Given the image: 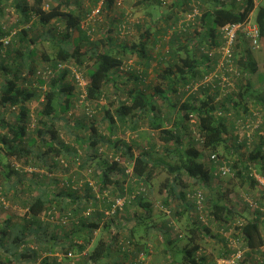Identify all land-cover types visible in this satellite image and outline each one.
<instances>
[{
	"label": "trees",
	"instance_id": "16d2710c",
	"mask_svg": "<svg viewBox=\"0 0 264 264\" xmlns=\"http://www.w3.org/2000/svg\"><path fill=\"white\" fill-rule=\"evenodd\" d=\"M6 1L0 0V16ZM117 1L105 0V7L111 3L117 4ZM145 1L151 0H139L140 3ZM202 1L208 4V9L194 17L200 20V28L195 20L193 24L189 22V26L183 23L184 16L191 11L182 17L178 25L169 17L161 16L164 27L158 28L151 36L155 44L166 42V55L171 61L167 68L160 69L159 65L152 67L154 56L147 51L146 40L153 27L151 25L138 33L137 42L133 41L130 45L112 44L105 51L98 52L93 48L95 43L91 40V28L81 26L82 18L69 9L68 0L59 1L48 9L43 7V0H33L31 4L25 0H13L12 7L19 12L22 23H29L35 17L36 23L33 25L40 26L41 31L36 30L33 38H30L31 45L28 43L29 46L27 44L22 51L15 49L14 42L10 44L9 39H3L9 33L0 28V49L9 48L4 56L0 52V73L4 77L0 85V195H8V198L13 192L15 197H22L21 203L25 209L24 216L12 226H9V219L0 225V250L6 262H16L21 257L36 258L39 252H48L49 255L62 254L64 257L83 253V259L75 264H118L112 260V251L116 249L122 260L126 259V255L132 257L133 254L136 264H144L141 258L148 259L150 256L168 264H207L201 248L207 241H213V248L219 246L216 259L211 260L216 264L218 259L231 256L234 249L228 245L231 239H236L250 249L244 252L245 260L239 264L252 261V254L261 257V264H264V248H261L264 237L260 230V223L264 221L262 203L253 199L256 208L249 220L228 204L236 188V180L240 185L257 188V182L247 175L249 162L264 177L263 137L258 139L245 160L238 154L232 160V157L217 152L223 146L228 155H234L239 146L245 144L235 136L232 137L233 142H228V131L233 132L236 121L255 108L253 106L259 101V96H264L260 89H253L250 78L258 69L250 50L252 46L244 35H237L233 52L238 74L224 72L233 80L234 86L222 102L215 101L220 90L217 85L221 80L213 79L208 83L209 77L218 73L220 54L217 49L224 43L221 28L251 19L256 8L259 44L262 42L264 49V5L255 6L254 0H199V9L202 8ZM160 5L165 4L155 0L152 8ZM102 6L103 3L99 13ZM153 15L154 12L148 14L149 22L161 25L159 15L156 18ZM129 18L130 15H125L118 23L116 32L119 35L126 23L129 24ZM53 22L58 26L53 25L51 31L49 26ZM61 24L64 25L63 30L59 29ZM73 31L78 32L74 39L71 37ZM21 32L19 42L24 44L27 42L24 39L27 31ZM11 33L10 37H13ZM168 35L173 36L167 40ZM179 35H194L195 39L181 41ZM107 41L111 44L113 40L107 37ZM37 42H48L53 47V54L41 55L45 65L33 69L29 58L34 55ZM126 54L139 58L133 67L125 65ZM88 59L93 63L84 69ZM16 60L17 65L9 66L10 62ZM161 60L162 57L158 63ZM124 66L129 68L128 76L121 73ZM150 68L157 71L156 76L160 79V83L154 87L147 83ZM36 74L39 75L38 86L27 88L26 83H30ZM76 74L84 80V87L77 81ZM68 75L71 76L72 85L66 82ZM195 84H201L196 91L192 89ZM110 85L115 90L111 99L106 91ZM74 98L80 107L84 106L91 118L96 112L91 109V104L100 106V100L108 98L107 104L100 106V121L88 126L79 119L70 120L67 113L72 108ZM158 100L161 102L158 103ZM35 101L41 107L36 109L32 122L27 103ZM259 102L257 104L264 106L262 101ZM165 105L168 111L163 115L160 109ZM15 109L17 112L10 118L9 114ZM169 117L173 119L172 126L165 129L163 124L170 121ZM146 121L152 131L159 132L164 146V153L158 162L152 157L153 152L160 153L156 141L149 142L143 151L134 156L133 140L115 139L116 133L136 131L139 124ZM103 122L106 123L108 137L97 131L98 125ZM63 128L70 142L78 143V147L62 139ZM76 129H89L92 133L89 137H83L75 133ZM104 144L107 145L105 152L101 149ZM198 144H201V149L196 147ZM177 150L175 157L173 153ZM204 152L209 154L203 159ZM212 155L216 157L211 158ZM12 158L35 170H46L50 175L57 171L64 176L62 179L47 178L37 172L30 175L25 172L20 178L18 167L10 162ZM221 158L235 161L231 165V176L218 173ZM206 161L211 163L209 168L205 167ZM76 162L89 173L91 179L81 173L79 178L75 177L74 174L78 175L79 171L65 175L71 164ZM159 164L167 165V171L174 177L170 180L166 178L159 184L162 205L158 206V213H154L155 207L148 196L154 186V172ZM180 172L201 186L188 194L200 192L203 208L198 209L194 197H187L184 206L185 210H191L194 220H190L192 216H185V211L179 208L176 212L167 209L170 198L175 195L176 184L180 182ZM213 179L230 181L232 186L217 183L212 194L206 196L202 187L213 188ZM257 191V197L264 196V191L259 188ZM185 196V191L178 192V198ZM168 216L172 218L171 222L167 221ZM60 220L73 224L74 228L66 235L70 239L55 242L52 235L49 244L43 241V233L49 226L47 223L57 222L54 225L62 226L58 223ZM238 221H241V226L235 225ZM224 226H232L233 232L222 233ZM104 232H108V237L103 235ZM9 238H12L13 245L8 248L3 242L9 241ZM30 243L35 247L27 246ZM16 251L19 253L16 254ZM49 255L42 259V264H50L47 262L49 259L56 264V258ZM25 262H28L27 259ZM0 264H4L1 258Z\"/></svg>",
	"mask_w": 264,
	"mask_h": 264
},
{
	"label": "rangeland",
	"instance_id": "374dc122",
	"mask_svg": "<svg viewBox=\"0 0 264 264\" xmlns=\"http://www.w3.org/2000/svg\"><path fill=\"white\" fill-rule=\"evenodd\" d=\"M59 1H64V0H43V7L45 9H48L49 7L55 6ZM69 1V9H73L75 11L76 14H78L82 20H81V26L85 29H87V27L89 26L92 30V37L91 40L93 43H95L94 47L95 49H97L98 52H103L106 49H108L109 47L112 46V44L118 45L120 43H125L127 45H130V43L137 42V36L138 33H140L142 30H144V28L147 27V25H151L153 27L150 28L151 32L150 35L148 36V40H146V45H147V51H149L150 54H152L154 57L153 59L155 60L154 62H152V67H158V65L161 67L160 69H165L167 68L171 61V59H169L166 55L167 50H168V45L166 44V42H164V44L162 43H157L155 44L153 41V33L158 29V28H163L164 27V23L162 22L163 19H161V16L163 15L164 17L167 16L169 17L171 20L175 22V24H177L178 22H180V20L182 19V17L191 9V7L193 8L195 6L194 3H188V0H166V4L165 5H160V7L156 8H152V3L155 0H151V1H145L143 3H140L139 0H118L116 3L117 4H113L111 3L108 7H105V0H98L97 3H93L95 0H68ZM12 2L13 0H7L6 2H4L3 7H4V11L3 14L0 16V28H2L4 31H8V35H6L5 38L3 39H9L10 40V44L12 42L15 43V49H22V51H24V47L27 46L28 43H32V40L30 38H33V34L36 32V30L41 31L40 26H35L33 25L34 22L36 21L35 17H32L29 23H22L21 19H20V14L19 12L15 11L12 7ZM25 2L31 4L33 2V0H25ZM76 2V4L74 3ZM100 3H103L102 6V10L101 13H97L94 16H92V11H94ZM201 3V2H200ZM260 5H264V0H256L255 1V6H260ZM199 7V6H198ZM202 9V10H201ZM199 9V14H201L202 12H204V10L206 11L208 9V4L205 1H202V8ZM201 10V11H200ZM154 12L153 18H156L158 15V18L160 20L161 25H153L151 22H149V13ZM88 13V14H87ZM256 14H257V8L252 12L251 14V21L255 22V18H256ZM87 15V17H86ZM125 15H130L131 18H129V24L126 23V26H124V28L122 29L121 35H119L116 32V27L118 25V23L123 19V17ZM181 15V17H180ZM180 17V18H179ZM195 24L197 26L198 24V28H200V20L199 19H195ZM36 23V22H35ZM53 25H57L56 22H53L49 28L51 29V31H53ZM178 25V24H177ZM35 26V27H34ZM58 26V25H57ZM195 26V27H196ZM60 30H63L64 25L61 24L59 26ZM48 28V29H49ZM26 30L27 31V35H25L24 39L27 42L20 43L19 42V38L22 35H19V33H22L21 31ZM11 32H16V34L13 37H10V33ZM78 36V32L77 31H73L71 37L72 39L76 38ZM170 35H168L166 37V39L168 40V37ZM173 36V35H172ZM170 36V37H172ZM59 37V36H58ZM107 37H109L112 41L111 44H109V42L107 41ZM195 39L194 35H179V40L181 41H186L187 39L191 40V39ZM28 39V40H27ZM30 39V40H29ZM262 43V42H261ZM259 44V47L256 49H251V52L253 53V57L254 60L256 61L257 65L260 67V69L264 70V49H263V44ZM77 45H81V44H77ZM29 46V44H28ZM83 46V45H82ZM53 48V47H52ZM51 46L49 45L48 42H37V45H35V49H34V55L30 56L29 60H30V65L33 67V69L37 68L40 69L42 68L45 63L41 57V55L46 54V55H51L53 54ZM82 48V47H81ZM89 48V47H88ZM9 48H5V49H0L1 55H6L7 50ZM85 50V48H82ZM81 49V50H82ZM13 52H11L12 54ZM160 57H162V60L160 63H158V61H160ZM139 58H134L132 54H126L125 55V65L128 67H133L134 63L137 62ZM15 60V59H14ZM10 61V59L8 60ZM18 60H16L15 62H10L9 66L14 67L15 65H17ZM93 63V60L88 59L86 61V63H84V69H87L88 66H90ZM126 66H124V68L121 70V73H124L125 76H128L129 74V68H127ZM83 69V70H84ZM157 72V71H156ZM156 72L154 71V68L151 70V68L149 69V75L147 77V83L150 84L152 87L156 86L159 82L160 79H158V77L156 76ZM256 74H253V76L250 78L252 80L253 83L257 82V78H256ZM38 74L32 76L31 82L30 83H26V87L29 88L30 86H33L36 88L37 85V76ZM4 80L3 75L0 73V85L2 84ZM261 80H263L264 83V79L262 78ZM66 82L70 85L73 84L71 76L68 75ZM165 86V85H164ZM75 88V86H73ZM122 87V86H121ZM125 87V86H124ZM107 91V95L108 97L113 96L114 94V89L112 88V85H110L109 87H107L106 89ZM173 98V96H172ZM107 99H102L100 100V106L107 104ZM174 99V98H173ZM176 100V99H174ZM184 101V98L181 99V102ZM161 101L158 100V103H160ZM72 108L69 110V112L67 113V116L70 120H75V119H79L80 121L84 122L86 125L90 126L92 123H97L98 120L100 121L101 116H102V112L100 111V106H94V104H91V109L93 108L96 112L94 114V118H91L87 112L86 109L84 108V106H79L77 99H73L72 101ZM255 106L253 107H258V108H262L264 106L255 103ZM160 106V105H159ZM27 107L30 111L31 114V121L34 122V116H35V111L36 109H39L40 103L38 102H29L27 103ZM161 114L166 115V105L163 106V108L161 107ZM1 111V109H0ZM168 111V110H167ZM2 112V111H1ZM4 112V111H3ZM17 109L14 110V112H11L9 114L10 118L12 117V114L16 113ZM8 114H6L7 119H9ZM170 121L169 122H165L163 124L165 129H169L172 126V122L173 119H171V117H169ZM99 124V123H98ZM105 124L106 123H102L101 125H98L97 127V131L99 134L101 135H105L104 137H108V130L105 129ZM32 126V124H31ZM31 128V127H30ZM120 130H122V128L120 127ZM65 128L62 129L61 131V137L64 141H67V143H71L73 144L75 147H78L79 144L78 143H72L70 142L71 140L69 139V137L64 134ZM92 130H81V129H76L75 133L76 134H80L83 137H89L91 135ZM123 132V130H122ZM234 137V133L231 132L230 130L228 131V142H233V138ZM115 139H125L127 142H130V140H133L132 144L133 145V150H134V156L138 155L139 152L143 151V147L148 146L149 142H157V145L159 146V150L160 153H156L153 152L152 157H154V159L156 160V162H158L163 155V149H162V142L159 139V132L156 130H151L148 126V123L146 121L145 124H139L138 128L136 129V131H125L123 133H116L115 135ZM258 141H256V143L253 145H251L249 148L245 147V144H242L239 146V150L238 152L234 153V155H228L227 152H225V149L223 148V146H220L217 150V152L219 154H224L226 156H230L232 157L231 159L234 160L235 156H238L242 159L245 160V158L249 155V153L254 149V146H256ZM160 144V145H159ZM107 145H101V149L104 150L105 152V147ZM164 147V146H163ZM197 148L201 149V144L196 145ZM177 151H175L174 156L177 157ZM229 152V151H228ZM264 153V151H263ZM111 156V153H108ZM209 154V153H208ZM208 154L206 152L202 153V157L207 158ZM236 154V155H235ZM51 157V156H50ZM8 161V160H7ZM166 161H170V159H167ZM11 164H13L14 166L18 167V173H19V177H23L21 176L23 173H27L28 175H30V173L33 172H37L40 173L41 175L46 176L47 178L49 177H54L57 179H62V177L64 175L61 174V172H54L53 174H49L46 170H35L33 167H28L25 165H22V163L17 160L16 158H12L10 159ZM235 162V161H234ZM251 163V162H249ZM209 166H211V163L209 161H206L205 163V167L209 168ZM20 170H23L24 172H21ZM168 167L167 165H162L159 164V166L155 169V177H154V186L153 188H151L150 192H149V196L148 199L152 202V205L155 207L153 208L154 213H158V211L160 210L159 207H161L162 202H161V195L158 192V186L159 184L164 181L166 178L173 179L174 175H172L170 172L167 171ZM79 171L77 174L75 175V177L79 178V173L83 174H87L86 176L90 178L89 173L85 172V169H82L81 166H78V162H76L75 164H71V168L70 170L65 173L66 176H69L71 174H73V172ZM180 179V182L176 184V190H175V195L172 196L170 198V201L168 202V204L170 206H168L167 209L176 212L177 209L179 208L180 210L185 211V216H188V214H190L192 216V218H190V220H194L195 217L193 216V214H191V210H185L184 206H185V202L188 201L186 200L188 192L189 191H194V189H197L198 187H201L199 184H197L196 182H192V179L186 175L183 172H180V175L178 177ZM230 178V177H229ZM18 179L15 178L14 181ZM213 188L210 187H202V189L204 190V194H206V196H209V194H212V191L215 190L214 187L217 185V183H222L224 186L229 187L230 185L232 186V183L229 184L230 181L227 180H218V179H213ZM216 183V184H215ZM236 184V188L234 190V193L231 194V196L229 197L228 200V204L229 206L233 207L234 209H240L247 217H250L252 215L253 209H251L250 207H248V205L244 204L243 199L245 197H248L250 199H257L258 203H262V207L264 209V196L259 198L257 197L258 195V191L257 188H250L247 185H240L239 182L236 180L235 181ZM181 191H185L186 192V196L185 198H178V192ZM221 192V191H220ZM214 194V193H213ZM8 196V195H7ZM7 196H2L0 195V225H2V222L5 219H9V226H12L13 224H15L16 222L19 221L20 218H22L24 216L25 213V209L22 206L21 200L22 197H15L13 192L10 193V196L7 198ZM4 197V198H3ZM256 197V198H255ZM23 201V200H22ZM161 204V205H160ZM159 206V207H158ZM133 209V208H132ZM134 210V209H133ZM140 210V209H138ZM193 211V210H192ZM130 213L131 209H130ZM193 213V212H192ZM185 220V217L183 218ZM162 221V219H160ZM164 220V219H163ZM55 221V220H52ZM65 220H60L58 223L62 226H58V225H54L56 223H47L49 224V226H47L46 230L43 233V241H47V243L49 244L52 240L51 236L53 235L55 237V242H66L68 241L70 238L69 236L67 237L66 235L69 234V231H71V229H73L74 227L71 225V221L63 222ZM167 221H172V218L170 216H168ZM54 225V226H51ZM159 225V224H158ZM157 227V226H156ZM108 232H104L103 235H105L106 237H108ZM66 237H63V236ZM95 237V236H94ZM97 237H99L97 235ZM96 237V238H97ZM10 240H5L3 243L4 245H6V247H11L12 244V238H9ZM68 239V240H67ZM205 245V244H204ZM27 246L29 247H35L34 244L30 243ZM95 246V244H94ZM213 247V242H210L209 245L205 248H207V250L209 248ZM218 245H216V247H214L213 251L214 254H216L217 249H218ZM93 249V248H92ZM2 250H0V258L2 259V261L4 262V264H42V259L49 255L48 252L47 253H43V252H39V256H37L36 258L33 257H21L20 260L15 261H11V262H6V258L3 257L4 253H1ZM21 251V249H20ZM113 252V251H112ZM19 251H16V254H18ZM81 254H69L66 257H64L62 254H51L49 255L50 258H56L57 262L56 264H75L77 261H79V259H83ZM120 254V252H119ZM214 254H210L209 256L213 257ZM26 258L28 262H25ZM126 262L128 261H134V255L132 254V257H129L128 255H126ZM153 263L152 264H168L166 261L161 262V260L158 262L155 261V259H153ZM148 259H145V262H147ZM47 262H49L50 264H52V260L49 259ZM145 264V263H144Z\"/></svg>",
	"mask_w": 264,
	"mask_h": 264
},
{
	"label": "built area",
	"instance_id": "2783aa9c",
	"mask_svg": "<svg viewBox=\"0 0 264 264\" xmlns=\"http://www.w3.org/2000/svg\"><path fill=\"white\" fill-rule=\"evenodd\" d=\"M163 4H166V0H161ZM191 3H194L195 6L189 10L191 11L188 13L183 21L187 26H189V22L191 24L194 23V17L198 15V5H200L199 0H191ZM99 6L92 11V16L95 14H99L100 7ZM95 17V16H94ZM221 31L223 33V39L224 43L217 49V52L220 54L219 59V66L217 68V72L221 73L218 75L212 74L209 78L210 82H213V79H220L221 82L219 83L220 90L218 91V95L215 98L216 102H222L227 96V93L233 89V80L229 79V76L224 75V72L232 71V74H238V71L236 70V67L234 66V46L236 44L237 35H244L245 38L249 41V45L252 46L251 48H258L259 47V39H260V32L257 24L255 22H252L251 19L242 22V23H235V24H228L221 28ZM12 35H15L16 32H12ZM5 45H7V41L4 42ZM76 79L79 82V84L84 87V80L80 77V75L76 74ZM203 84V83H201ZM201 84H195L192 86V89L196 91ZM213 91V90H212ZM220 114V112L218 113ZM196 130V128H194ZM197 132V130H196ZM234 136L237 138V140L241 143L245 142V147L249 148L252 144L254 145L256 141H258L261 136L264 140V111L261 108H252L246 115H243L242 118L238 119L236 121V125L234 128ZM199 135V133L197 132ZM215 155H212L211 158H215ZM220 159V158H219ZM234 161L231 159L228 160L227 158H221L220 164L218 165V173L221 176H231L232 175V168L231 165ZM247 175L250 179L255 180L257 182V188L264 191V177L260 175L256 168L254 167L253 163H248V172ZM188 199H191L194 197L195 204H197L198 209H202V194L200 192H195L193 195L188 194ZM243 202H245L251 209L256 208V203L253 201V199H250L248 197H245L243 199ZM235 225L241 226V221H238L235 223ZM226 229V230H225ZM227 231V232H224ZM222 233H231L233 232V227L226 228L225 226L221 229ZM229 248L231 247L234 249V252L231 254L229 258H221L217 260L216 264H239L240 262L245 260L244 252L246 253L250 249L245 247L242 243L240 244L236 239H231L229 243ZM261 248H264V244L261 246ZM253 259V260H252ZM252 261L246 262V264H261L262 260L261 257L258 255L252 254L251 259Z\"/></svg>",
	"mask_w": 264,
	"mask_h": 264
},
{
	"label": "crops",
	"instance_id": "0c3cea01",
	"mask_svg": "<svg viewBox=\"0 0 264 264\" xmlns=\"http://www.w3.org/2000/svg\"><path fill=\"white\" fill-rule=\"evenodd\" d=\"M254 1H256V0H254ZM257 69H258V71H257V74H256V78H257V82L256 83H253L252 82V84H253V89L254 90H256V91H259V89H260V91L259 92H262V93H264V83H263V80H261L262 78H264V70L262 69H260V67L257 65ZM259 101H262L263 103H264V96L263 97H261V96H259ZM258 100H257V102L256 103H258L259 102ZM260 103V102H259ZM264 198V197H263ZM238 213H240L245 219H247V220H249L248 218H250V217H247L240 209L238 210V209H235ZM260 225H261V234H262V238L264 237V221H262L261 223H260ZM171 236V235H170ZM163 237V236H162ZM207 241V240H206ZM210 242H213V241H207L206 242V244L205 245H203L202 246V248H201V251H203V255L206 257V263L207 264H213V262L211 261V260H213V259H216V256H217V252H216V254H214V249H213V247L211 248H209L208 250H207V248H205V247H207L208 245H209V243ZM214 245V244H213ZM150 252L151 253H153V251L150 249ZM210 254H214L213 255V257L211 256H209ZM113 258H112V260L113 261H115L116 263H118V264H121V263H123V264H129V263H131L132 261H128V262H126V260H122V259H120L119 258V252L116 250V249H113ZM141 258V257H140ZM152 258H153V256H150L149 258H148V262H145V259L146 258H141V259H143L144 260V263L145 264H152L153 263V260H152ZM136 259V258H135ZM153 259H155V257L153 258ZM155 261L156 262H158L159 263V261H157L156 259H155ZM139 262V261H138ZM137 263V261H133L132 262V264H136Z\"/></svg>",
	"mask_w": 264,
	"mask_h": 264
},
{
	"label": "clouds",
	"instance_id": "9594fccd",
	"mask_svg": "<svg viewBox=\"0 0 264 264\" xmlns=\"http://www.w3.org/2000/svg\"><path fill=\"white\" fill-rule=\"evenodd\" d=\"M256 108H258V107H256ZM262 109V108H261ZM263 111H264V109H262Z\"/></svg>",
	"mask_w": 264,
	"mask_h": 264
}]
</instances>
